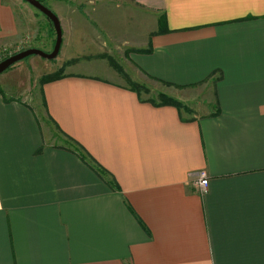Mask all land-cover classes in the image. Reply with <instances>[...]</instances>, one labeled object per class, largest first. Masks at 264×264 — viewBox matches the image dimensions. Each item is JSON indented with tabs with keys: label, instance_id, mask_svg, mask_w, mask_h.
Segmentation results:
<instances>
[{
	"label": "crops",
	"instance_id": "crops-1",
	"mask_svg": "<svg viewBox=\"0 0 264 264\" xmlns=\"http://www.w3.org/2000/svg\"><path fill=\"white\" fill-rule=\"evenodd\" d=\"M46 2L72 56L120 45L134 82L200 92L183 113L83 69L0 86V264H264V0ZM19 9L0 0V45Z\"/></svg>",
	"mask_w": 264,
	"mask_h": 264
},
{
	"label": "rangeland",
	"instance_id": "rangeland-1",
	"mask_svg": "<svg viewBox=\"0 0 264 264\" xmlns=\"http://www.w3.org/2000/svg\"><path fill=\"white\" fill-rule=\"evenodd\" d=\"M18 4L21 5L19 12L23 13V19L22 16L21 19H19V22H22L23 25V37L17 40L14 45H0V62L29 48H36L42 52L50 53L55 43L56 36L51 22L43 14L22 0H18ZM43 5L47 8L46 0H43ZM126 30H132V24H128ZM96 46L95 49L85 48L80 54L72 56L73 50L64 45V47L61 46L57 58L51 61L40 57H28L20 63L13 65V67L0 75V86L1 88L4 86L3 88L5 89H12V86H15L17 87L15 95L17 92L28 93L31 95L30 97L38 98V81H40L39 78L41 76L53 74L58 70L66 75L70 74V72L78 71L79 69H83L85 70L84 72L87 73L98 74L105 79H114L121 83H128V81L134 82L129 75V64L128 61H126L128 58L123 54L127 48L119 47L120 45H113L114 48L109 49L106 43L100 40L97 42ZM74 51L76 52V50ZM88 52H92L94 55L87 54ZM82 56L86 58H83ZM86 59H92L93 64L98 65V69L93 71L88 70V60ZM77 60L79 61V64H81L80 66L75 65L76 62H78ZM82 62H84V64H82ZM112 63H115L116 65ZM120 70H122L121 73L119 72ZM124 75L126 77H124ZM140 85L144 87L143 91H141V96L144 99L154 100L158 103L160 99L159 96L163 95L167 98L178 101L189 109L192 107L191 105L197 102L198 94L200 92V90H182L181 92H177L174 89L162 87L158 84H151L147 81L145 84L143 83ZM24 99L28 101L30 100V98L27 97ZM29 104L33 106V103L29 102ZM42 111L43 110L41 109L37 114L42 115ZM41 122L43 121L41 120ZM52 132H54V130ZM49 142L60 144L61 141L54 137L50 139Z\"/></svg>",
	"mask_w": 264,
	"mask_h": 264
},
{
	"label": "trees",
	"instance_id": "trees-1",
	"mask_svg": "<svg viewBox=\"0 0 264 264\" xmlns=\"http://www.w3.org/2000/svg\"><path fill=\"white\" fill-rule=\"evenodd\" d=\"M38 1L43 4V0H38ZM148 51L149 50L142 51V52H148ZM112 64H115V63H112ZM10 68H8V70ZM121 71L122 70H120L119 72L121 73ZM62 77H65V74H62L59 70L54 72L53 74H48V75L41 76L39 78L40 81H38L39 92H40V87L44 83L50 82V81H54V80H57V79H61ZM124 77H126V76L124 75ZM128 83H129V87L131 88V90L136 92L137 95L140 96L141 95V91H143L144 87L141 86L140 84H137L136 82L128 81ZM159 98L160 99H159L158 103L155 102L154 100H147V101L149 103H151L152 105H154V106H173L179 111H182V112H185V113H190L191 112V110L187 106L182 105L178 101H175L173 99L167 98V97H165L163 95H160ZM63 143H64L65 147L69 151H72V152L76 153L79 156L80 160L82 162H84L89 168H91V170H93L97 174V176H99L101 179L105 180L106 183H108L109 185L111 184L110 182H108L106 180L107 174H106L105 170H103L96 162H94V160L89 155H87L84 152V150L76 142L68 139V141L63 140Z\"/></svg>",
	"mask_w": 264,
	"mask_h": 264
},
{
	"label": "water",
	"instance_id": "water-1",
	"mask_svg": "<svg viewBox=\"0 0 264 264\" xmlns=\"http://www.w3.org/2000/svg\"><path fill=\"white\" fill-rule=\"evenodd\" d=\"M23 2L31 5L41 14H43L52 24L53 29L55 31V43L53 49L50 53L42 52L36 48H29L27 50L21 51L5 60L0 62V74L4 73L8 70V68L13 65L27 59L28 57H40L42 59H46L48 61L54 60L57 58L61 44H62V30L60 22L57 16L48 8H46L41 2L38 0H22Z\"/></svg>",
	"mask_w": 264,
	"mask_h": 264
},
{
	"label": "built area",
	"instance_id": "built-area-1",
	"mask_svg": "<svg viewBox=\"0 0 264 264\" xmlns=\"http://www.w3.org/2000/svg\"><path fill=\"white\" fill-rule=\"evenodd\" d=\"M198 186L200 191L205 192L208 187V179L204 173L200 174L199 179H198Z\"/></svg>",
	"mask_w": 264,
	"mask_h": 264
}]
</instances>
